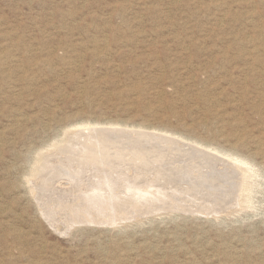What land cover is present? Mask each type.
<instances>
[{"label":"rangeland","instance_id":"374dc122","mask_svg":"<svg viewBox=\"0 0 264 264\" xmlns=\"http://www.w3.org/2000/svg\"><path fill=\"white\" fill-rule=\"evenodd\" d=\"M263 34L264 0H0V264H264ZM84 121L237 150L255 199L68 227L25 176Z\"/></svg>","mask_w":264,"mask_h":264},{"label":"bare ground","instance_id":"6f19581e","mask_svg":"<svg viewBox=\"0 0 264 264\" xmlns=\"http://www.w3.org/2000/svg\"><path fill=\"white\" fill-rule=\"evenodd\" d=\"M98 125L86 121L69 125L58 139L34 151L25 179L44 216L58 210L72 228L102 224V210L109 212L108 222L116 224L164 211L221 214L255 199L259 171L237 150H220L167 131ZM137 184L148 190L137 192Z\"/></svg>","mask_w":264,"mask_h":264}]
</instances>
